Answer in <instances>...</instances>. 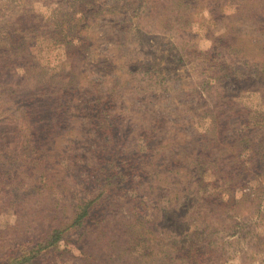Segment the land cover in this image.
Here are the masks:
<instances>
[{
  "label": "rangeland",
  "instance_id": "1",
  "mask_svg": "<svg viewBox=\"0 0 264 264\" xmlns=\"http://www.w3.org/2000/svg\"><path fill=\"white\" fill-rule=\"evenodd\" d=\"M255 11V0H0V47L27 40L53 62L52 91L78 90L64 115L43 114L64 122L43 194L0 188V231L15 226L23 190L45 208H72L95 199L103 185L93 172H104L128 187L104 193L119 200L115 217L154 220L152 232L128 238L131 264H264V19ZM71 56L83 72L69 80L59 72ZM10 108L0 105V132L19 116ZM97 115L113 130L111 166L95 160ZM106 205L94 202L95 214ZM77 238L40 264H82ZM4 244L0 264H19L32 247Z\"/></svg>",
  "mask_w": 264,
  "mask_h": 264
},
{
  "label": "trees",
  "instance_id": "2",
  "mask_svg": "<svg viewBox=\"0 0 264 264\" xmlns=\"http://www.w3.org/2000/svg\"><path fill=\"white\" fill-rule=\"evenodd\" d=\"M255 3V13L260 16V19H264V0H255ZM253 6L255 8V4ZM38 40L36 39V41ZM48 40L50 43L47 46L59 43L56 38H42L43 43H47ZM19 41L21 39L15 35L9 37L10 45L0 47V66L3 67V72L11 68L8 71L9 75L4 73L0 79V105L5 108V113L12 111L9 107H17L16 111L19 112L17 119L0 132V188H34L32 190L38 191L37 193L42 195L43 193L39 191L40 188H44L51 180V171L44 167L45 160L52 153L54 142L64 136L63 119L55 123L48 118L45 120L43 114H50L53 107L56 111L62 110L63 114L69 106L76 102L78 90L68 86V88L52 91L50 83L53 77L46 78V73L53 69V62L45 60L42 63L33 54L30 42ZM14 47L17 49L18 57L13 54ZM71 51L68 47L64 48V52L71 53ZM71 59L68 66H64L59 72V76H65L63 73L65 71L70 74V76L68 75L69 80L80 78L83 72V68L77 63L76 58L71 56ZM67 67L70 70H67ZM22 69H25L23 74L20 72ZM73 70L74 73H70ZM66 85L68 83H65ZM27 91L29 93L24 94ZM99 118L98 115L94 118L96 120L94 125L96 128H100L101 136L100 150L97 152L95 160L97 164L111 166L117 155V145L111 138L113 130L108 125L107 119L99 120ZM258 146L261 151L264 149V139H259ZM127 172L134 176L130 170ZM95 173L100 180L102 179L103 189L100 193L98 192L99 194L95 196L94 200L82 201L76 207L68 208L66 204L57 203L52 207L45 208V205H42L40 201H27V196L31 194L26 190L18 194L17 198L22 206L19 204L16 207L18 216L15 226L0 231V239L5 243L3 249L8 243H12L11 247L14 248L17 246L24 248L31 244L32 247L18 262L19 264H40L42 260L40 255L44 251L57 248L63 240L69 244L71 235L77 233V240L71 243L80 248L79 261L82 264H131L133 259L127 252L128 238L137 236L135 235L137 232L142 234L152 232L154 220L148 219L140 222L136 217L132 222H129L124 217H115L117 214L115 205L119 204V200L114 194L109 199L103 198L104 193L108 194L110 188L122 187L120 190H125L128 187L124 186L123 178L117 174L110 176L104 172H93V174ZM6 194L14 196L13 192ZM94 202L106 203V209L95 214L97 208H93ZM136 215L138 216V214ZM152 218L154 219V217ZM131 227L136 231L133 232ZM10 231L17 233L10 234ZM19 234L24 236L21 240L17 237ZM9 235L14 237V241L8 238ZM92 235H95L96 238L89 242ZM4 257L5 255L0 260ZM1 264H5V262Z\"/></svg>",
  "mask_w": 264,
  "mask_h": 264
}]
</instances>
